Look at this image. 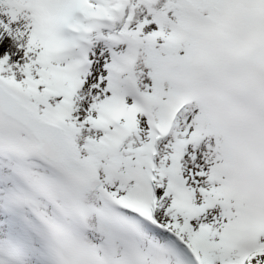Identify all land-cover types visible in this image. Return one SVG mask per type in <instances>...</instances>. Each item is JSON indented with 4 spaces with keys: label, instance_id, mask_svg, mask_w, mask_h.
<instances>
[{
    "label": "snow or ice",
    "instance_id": "snow-or-ice-1",
    "mask_svg": "<svg viewBox=\"0 0 264 264\" xmlns=\"http://www.w3.org/2000/svg\"><path fill=\"white\" fill-rule=\"evenodd\" d=\"M0 264H264V0H0Z\"/></svg>",
    "mask_w": 264,
    "mask_h": 264
}]
</instances>
